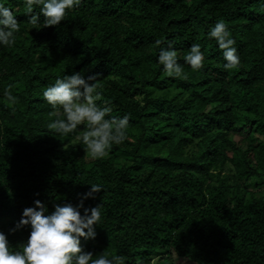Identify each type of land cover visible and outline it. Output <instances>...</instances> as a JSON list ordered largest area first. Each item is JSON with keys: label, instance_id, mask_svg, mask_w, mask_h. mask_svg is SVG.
Segmentation results:
<instances>
[{"label": "trees", "instance_id": "trees-1", "mask_svg": "<svg viewBox=\"0 0 264 264\" xmlns=\"http://www.w3.org/2000/svg\"><path fill=\"white\" fill-rule=\"evenodd\" d=\"M7 6L21 30L0 47V230L35 199L76 204L98 183L84 202L102 211L86 250L127 264H264V0H81L39 30L22 0ZM218 19L240 56L230 72L206 35ZM169 41L187 79L157 62ZM193 43L199 72L182 59ZM74 71L96 75L111 116L129 114L126 139L101 159L47 128L55 117L41 93ZM28 233L9 235L13 250Z\"/></svg>", "mask_w": 264, "mask_h": 264}, {"label": "clouds", "instance_id": "clouds-1", "mask_svg": "<svg viewBox=\"0 0 264 264\" xmlns=\"http://www.w3.org/2000/svg\"><path fill=\"white\" fill-rule=\"evenodd\" d=\"M81 0H22L26 8L28 23L39 30L48 26H59L67 13ZM41 17L43 19L41 20ZM14 9L7 6V0H0V47H11L16 43V33L20 31ZM207 37L214 39L225 61L223 68L231 71L240 64L235 39L223 19H218L207 31ZM158 44L163 42L158 41ZM162 71L169 77L187 79L181 57L175 50L174 42L161 46L156 56ZM183 63L199 72L205 66V53L199 43H193L182 56ZM96 75L85 77L80 71L65 73L56 77L54 83L44 88L42 99L53 109L55 117L47 128L53 136H73L84 152L92 159H101L112 146L126 139L129 114L111 116L110 101L102 100L103 92L94 82ZM9 95L7 90L4 93ZM98 101L100 103H98ZM84 193H78L79 202L54 203L52 210L47 201L35 199L26 206L8 232L0 230V264H127L120 254H99L86 250L83 240H95L96 228L101 225V205L85 206V200L95 198L103 190L98 183H88ZM38 195V194H37ZM82 210V211H81ZM29 228L22 247L13 250L9 235ZM95 256V258H94ZM134 264H145L136 257Z\"/></svg>", "mask_w": 264, "mask_h": 264}, {"label": "rangeland", "instance_id": "rangeland-1", "mask_svg": "<svg viewBox=\"0 0 264 264\" xmlns=\"http://www.w3.org/2000/svg\"><path fill=\"white\" fill-rule=\"evenodd\" d=\"M166 255V252L164 251H160L158 252L155 256H154V261L158 260L160 258V256H164ZM180 263L181 264H193L190 260H187V259H182L180 260Z\"/></svg>", "mask_w": 264, "mask_h": 264}]
</instances>
